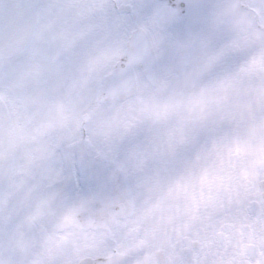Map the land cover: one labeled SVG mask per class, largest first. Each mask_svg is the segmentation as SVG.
<instances>
[{"label":"snow or ice","instance_id":"6c2138e0","mask_svg":"<svg viewBox=\"0 0 264 264\" xmlns=\"http://www.w3.org/2000/svg\"><path fill=\"white\" fill-rule=\"evenodd\" d=\"M29 7L0 14V264H264V0Z\"/></svg>","mask_w":264,"mask_h":264},{"label":"flooded vegetation","instance_id":"af4514ba","mask_svg":"<svg viewBox=\"0 0 264 264\" xmlns=\"http://www.w3.org/2000/svg\"><path fill=\"white\" fill-rule=\"evenodd\" d=\"M33 2L34 0H0V14H5L14 24L30 23L34 16V10L29 5ZM10 190L11 181L8 178L0 177V192ZM231 232L230 246L234 251L239 250V244L242 240L247 242L254 239V234L240 224H237Z\"/></svg>","mask_w":264,"mask_h":264},{"label":"rangeland","instance_id":"374dc122","mask_svg":"<svg viewBox=\"0 0 264 264\" xmlns=\"http://www.w3.org/2000/svg\"><path fill=\"white\" fill-rule=\"evenodd\" d=\"M232 234L230 233V236H231Z\"/></svg>","mask_w":264,"mask_h":264}]
</instances>
